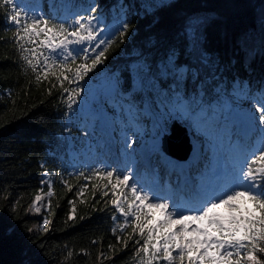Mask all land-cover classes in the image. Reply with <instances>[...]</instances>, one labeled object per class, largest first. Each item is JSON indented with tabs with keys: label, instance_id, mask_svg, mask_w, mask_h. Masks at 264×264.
I'll use <instances>...</instances> for the list:
<instances>
[{
	"label": "snow or ice",
	"instance_id": "snow-or-ice-1",
	"mask_svg": "<svg viewBox=\"0 0 264 264\" xmlns=\"http://www.w3.org/2000/svg\"><path fill=\"white\" fill-rule=\"evenodd\" d=\"M162 9L183 14L179 46L170 42L169 26L160 15ZM0 11L13 31L11 43L23 62L21 71H30L37 85L48 82L49 95L58 85L67 96L69 111L79 103L84 91L81 82L105 64L117 42L124 44L130 33L135 35L132 18L140 15L150 17L148 48H162L163 55L149 60L141 53L143 58L126 86L118 78L113 79L114 106L129 118L125 128L137 126L142 117H153L162 124L161 132L166 130L168 119L189 120L204 134L207 148L214 152L212 140L220 101L231 97L249 101L247 110H232L233 119L256 134V139L238 145L223 169L206 166L195 179L182 168L177 170L179 166L172 165L164 155L158 134L152 151L168 167L162 170L149 161L150 182H145L136 168L135 133L130 138L124 131L118 149L124 157L123 166L100 161L104 166L91 169V175L85 178L97 177L103 182L93 184V192L104 189L101 198L109 197L113 211L119 213L112 217L113 221L123 219L120 233L112 230L117 244L108 245L109 253L120 251L118 244L127 249L132 241L138 246L134 253L138 264H264V65L254 85L251 63L257 51L264 56V11L259 49L250 44L247 34L238 40L245 53L242 61L214 50L212 44L218 37L209 32V25L215 18L185 12L181 0H140L139 4L114 0L111 5L101 0L87 4L47 0V11L43 5L27 7L22 0H0ZM223 25L220 36L227 42V20H223ZM238 63L245 74L236 67ZM204 147L203 143L199 145L201 151ZM48 175L47 171L43 173L44 177ZM79 176L85 173L80 172ZM62 183L72 191L63 179ZM84 190L81 187L80 193ZM53 195L49 184L47 196ZM42 200L38 194L32 201L37 213ZM48 208L51 210L50 201ZM219 209H225L227 214H221ZM75 213L73 206L69 220L75 218ZM49 223L44 219L41 230H46L44 226ZM129 228L131 232L125 237L123 233ZM7 236L5 228L0 239ZM25 249L23 245L17 264H43L39 253L27 250L26 255ZM83 254L90 255L87 251ZM100 258H111L115 264L114 255L109 257L101 251L97 256Z\"/></svg>",
	"mask_w": 264,
	"mask_h": 264
},
{
	"label": "trees",
	"instance_id": "trees-1",
	"mask_svg": "<svg viewBox=\"0 0 264 264\" xmlns=\"http://www.w3.org/2000/svg\"><path fill=\"white\" fill-rule=\"evenodd\" d=\"M40 1L47 11V0ZM88 2L73 0V3L80 4ZM113 2L101 0V3L108 5ZM133 2L139 4L140 0ZM181 4L185 12L205 13L215 18L209 25V32L218 37L214 39L212 48L221 55L227 54L242 61L245 53L238 40L244 34L250 38V44L259 49L264 0H181ZM160 15L169 26L170 42L179 46L183 14L162 9ZM149 19L144 15L132 18L135 35L130 33L124 44L117 42L118 46L114 45L107 54L105 64L98 66L95 73H90L91 78L86 77L81 82L84 91L79 103L69 111L67 96L60 92L58 85L49 95L48 82L37 85L30 71L28 74L21 71L23 62L11 43L13 31L0 11V37L4 38L0 40V232L5 228L8 232L7 238L0 239V264H17L23 245H26V255L29 254L27 250L39 253L43 264H113L111 258L97 259L101 251L109 257L114 255L115 264H138L139 258L134 255L138 246L132 241H129L127 249L118 244L120 251L109 253L108 245L117 244L112 230L115 228L119 234L123 219L113 221L112 217L119 214L113 211L109 197L101 198L104 189L98 188L93 192V184L103 182L97 177L85 178L96 167L88 168L84 163L86 150H94L96 143L95 129L89 131L86 123L96 120L98 113L95 110L101 107L113 114L116 138L120 139L124 131L128 136L135 133V145L138 146L141 144L139 139L149 135L148 132L141 137L140 133L125 128L128 122L126 113L115 111L110 103H115L112 92L109 98L103 90L115 78L125 86L130 83L134 67L143 58L141 53L149 60L163 55L162 48L147 46ZM223 20H227V42L220 36ZM112 22V17H109L108 23ZM180 59L183 61L184 57ZM251 63L255 70V85L260 68L264 65V56L257 51ZM236 67L245 74L240 63ZM94 98L99 102L93 103L96 108L92 111ZM212 102L215 105V99ZM220 104L224 114L233 113V109L245 111L250 107L249 101L234 97L221 100ZM226 104H230V107L224 106ZM141 120H144L149 131L151 119L143 117ZM193 133L198 145L207 144L205 136L199 132ZM42 163L46 167H41ZM45 171L49 173L47 177L43 176ZM80 172H84L85 176H79ZM62 179L71 186L72 191H68ZM50 182L54 192L49 198L51 210L48 208L46 212L50 223L46 230L40 232L35 229L39 218L31 214L30 208L36 195L48 191ZM81 187L85 189L83 193H80ZM5 196L7 200L3 198ZM69 201H74V205ZM73 206L76 209L75 218L69 220ZM29 228L32 229L31 233L28 232ZM130 232V228L126 229L123 235L126 237ZM93 240L97 243L93 244ZM85 251L90 255L85 256ZM69 253L72 255L69 256Z\"/></svg>",
	"mask_w": 264,
	"mask_h": 264
},
{
	"label": "rangeland",
	"instance_id": "rangeland-1",
	"mask_svg": "<svg viewBox=\"0 0 264 264\" xmlns=\"http://www.w3.org/2000/svg\"><path fill=\"white\" fill-rule=\"evenodd\" d=\"M22 3L29 7L28 3H25V0H22ZM40 5V4H39ZM37 7V5H36ZM112 92V88H111V84H109V86L106 89V93ZM224 117L226 118L224 120ZM227 120V121H226ZM100 121L101 123L98 125V133L100 135V137L98 138V143L97 146L100 148V155H99V159L96 160L97 164L99 165L100 161H103L104 164H108L107 162V153L108 152H113L115 151V140L112 138V136L110 135L112 132H114L115 127L111 121L110 117H107L106 114H102L100 117ZM192 122V121H191ZM193 123V122H192ZM153 124V128L156 129V125L157 122H155V120H153L152 122ZM194 125V123H193ZM236 126V127H235ZM161 130L162 125L158 126ZM195 127V125H194ZM196 128V127H195ZM136 129H140L142 130V126H136ZM166 133L165 131L162 132V134ZM241 134L244 137H249L250 132H248L246 130V128L243 127L242 124H240L239 122L234 121L233 119V113H228L227 115H224L223 112H221V110H219L216 113V123H215V132L213 135V144L215 146L214 149V153L211 154V166L210 167H214L215 165H219L222 164L224 167L230 162V159L232 158V156L235 154L234 153V149L237 148V144L233 141V134ZM160 137V134H159ZM243 137V140H244ZM156 138L150 137L148 142L149 144L147 145L148 149L152 150V146H153V141ZM160 145H161V139H159ZM234 143V144H233ZM129 151H131L129 149ZM142 150H140L139 152H141ZM154 152V151H153ZM141 158V157H140ZM136 159V157H135ZM137 160V159H136ZM216 162H218L216 164ZM162 163H164L162 161ZM215 163V164H214ZM102 164V165H104ZM124 164V163H123ZM214 164V166H213ZM139 162H136V168H138L139 166ZM40 195L43 196V200L40 203V207H41V211L40 213H37L35 211V208L33 206H31L30 211L32 215H35L36 217L39 218V222L38 224L35 226V229L37 231H44L41 230V225L44 219L46 218V212L48 211V203H49V198L47 196V192L45 193H41ZM249 208H251V205H248ZM221 214L226 215L227 212L225 209H219L218 210ZM45 228L47 227L44 226Z\"/></svg>",
	"mask_w": 264,
	"mask_h": 264
},
{
	"label": "water",
	"instance_id": "water-1",
	"mask_svg": "<svg viewBox=\"0 0 264 264\" xmlns=\"http://www.w3.org/2000/svg\"><path fill=\"white\" fill-rule=\"evenodd\" d=\"M172 135L166 136L164 138V143H165V149L170 152V153H176V150H174V145L172 142L177 143V141H184L186 146H189V139L187 135V130L183 127H180L177 123H174L172 128H171Z\"/></svg>",
	"mask_w": 264,
	"mask_h": 264
},
{
	"label": "bare ground",
	"instance_id": "bare-ground-1",
	"mask_svg": "<svg viewBox=\"0 0 264 264\" xmlns=\"http://www.w3.org/2000/svg\"><path fill=\"white\" fill-rule=\"evenodd\" d=\"M49 184H51V182Z\"/></svg>",
	"mask_w": 264,
	"mask_h": 264
}]
</instances>
